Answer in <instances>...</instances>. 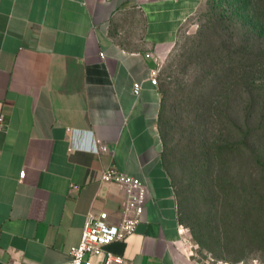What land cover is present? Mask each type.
Masks as SVG:
<instances>
[{
    "label": "crops",
    "instance_id": "crops-1",
    "mask_svg": "<svg viewBox=\"0 0 264 264\" xmlns=\"http://www.w3.org/2000/svg\"><path fill=\"white\" fill-rule=\"evenodd\" d=\"M197 2L0 0V264H62L90 211L117 221L125 192L102 182L108 165L149 193L134 233L106 247L111 264H193L151 69Z\"/></svg>",
    "mask_w": 264,
    "mask_h": 264
},
{
    "label": "rangeland",
    "instance_id": "rangeland-1",
    "mask_svg": "<svg viewBox=\"0 0 264 264\" xmlns=\"http://www.w3.org/2000/svg\"><path fill=\"white\" fill-rule=\"evenodd\" d=\"M218 2L198 0L175 45L159 60L164 162L178 200L187 245L183 251L190 261L263 264L264 130L257 135L258 150L254 137L246 133L256 120L240 111L241 98L248 102L250 95L233 86L237 78L238 83L251 80L239 77V70L230 73L227 82L218 76L217 51L224 38ZM259 151L257 162L254 155Z\"/></svg>",
    "mask_w": 264,
    "mask_h": 264
},
{
    "label": "trees",
    "instance_id": "trees-1",
    "mask_svg": "<svg viewBox=\"0 0 264 264\" xmlns=\"http://www.w3.org/2000/svg\"><path fill=\"white\" fill-rule=\"evenodd\" d=\"M218 5L223 24L221 32L224 36L220 44L221 49L217 51L221 59L218 76L222 82H227L226 79L231 76L229 74L239 70L241 73L239 77L244 76L251 80L248 83L247 81L238 83L237 78L233 86L236 89H245L250 95L248 102L247 99L241 98L240 111L256 120L255 123L249 124L246 133L250 134L251 139L254 137L252 144L254 143L260 150L261 137L257 135L259 131L264 130V77L259 76H264V0H219ZM245 68H249V71L243 74ZM229 85L230 82L228 87ZM240 143L243 144V141ZM244 144L246 145L245 140ZM259 153L260 151L254 155L257 162L261 161ZM256 192L259 193L258 188Z\"/></svg>",
    "mask_w": 264,
    "mask_h": 264
},
{
    "label": "built area",
    "instance_id": "built-area-1",
    "mask_svg": "<svg viewBox=\"0 0 264 264\" xmlns=\"http://www.w3.org/2000/svg\"><path fill=\"white\" fill-rule=\"evenodd\" d=\"M161 68L159 65L151 69V82L159 84ZM141 83L135 82L133 92L139 95ZM4 125V117H0V127ZM95 153L108 151V146L95 142L91 148ZM25 170L20 172V178H24ZM103 183H114L121 186L125 192V201L121 207L119 219L112 221L106 210L99 212L90 211L86 217L80 242L70 249V259L62 264H111L120 261L106 247L116 240H125L134 233L141 222L142 215L148 200L146 184L138 177L129 175L113 166H106L102 170ZM78 188V185H73ZM184 235V229L182 227ZM186 245L185 237L183 239ZM194 264H256L245 260L230 261L225 259L210 258L196 261Z\"/></svg>",
    "mask_w": 264,
    "mask_h": 264
}]
</instances>
